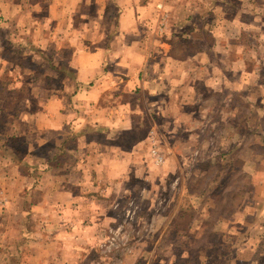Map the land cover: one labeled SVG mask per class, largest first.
<instances>
[{
    "label": "rangeland",
    "instance_id": "374dc122",
    "mask_svg": "<svg viewBox=\"0 0 264 264\" xmlns=\"http://www.w3.org/2000/svg\"><path fill=\"white\" fill-rule=\"evenodd\" d=\"M217 1L163 0L154 25L163 38L192 42L187 51L211 36L221 37L219 46L205 65L194 59L184 71L157 61L163 71L179 72L162 78L171 92L155 93V76H148L145 95L133 86L114 89L111 100L129 101V126H83L53 158L47 152L55 142L39 145L32 133L26 141L7 137L19 159L10 167L20 177L16 185L0 178V264H197L198 254L206 256L201 264L235 257L264 264V195H252V181L264 178V129L257 130V123L264 127V0H225L223 8ZM212 5L219 9L210 12ZM218 16L227 31L211 34L205 26ZM200 23L202 32L181 39L189 24ZM9 42L3 52L11 48L13 60L0 68L15 75L11 86L23 98L4 101L26 107L57 87L65 67L56 62L58 50H45L53 62L43 67L44 56L33 61ZM226 54L230 62L218 59ZM180 85L193 91L179 93ZM73 158L83 166L71 168ZM100 161L104 169L89 170Z\"/></svg>",
    "mask_w": 264,
    "mask_h": 264
},
{
    "label": "crops",
    "instance_id": "0c3cea01",
    "mask_svg": "<svg viewBox=\"0 0 264 264\" xmlns=\"http://www.w3.org/2000/svg\"><path fill=\"white\" fill-rule=\"evenodd\" d=\"M156 1L158 0H0V63H10V60H13L11 54L14 52L11 48L3 52V47L11 43L9 41L16 40L21 55L27 52L33 61H36L38 56L40 58L44 56L43 67L46 66L45 62H53L52 57L46 54L45 50H58L59 60L57 59L56 62L65 67L57 87H50L49 93L41 98L38 95L37 99L31 100L34 107L29 113L22 115L20 120L16 118L3 120L5 127L2 131L0 130V136L3 135V130L6 133L15 131L20 133L24 141L32 133L36 136L39 145L55 142L57 147H51L47 152V158H53L55 150L62 148L60 145L64 144L66 139L73 140L72 137H75L76 130L80 133L83 126L89 127L90 130H101V132H108L112 126L120 123H123L121 127L129 126V120L126 119L128 117L127 106H129L127 102L129 101L111 100L110 95L113 97L115 92L119 91L114 89L122 86V89L126 88L125 91H129L128 89L133 86L131 91H139L145 95L148 76H155L154 92H171V88L165 89L166 83L162 78L177 76L179 72L170 74L168 71H163L166 64L174 65L176 71H184L194 59L199 66L211 60V55L214 54L211 49L213 46H219L214 41L216 42V38L221 37L214 36V41L210 42L213 37L211 36L206 42L197 43L200 47H197L196 51H187V48L192 46V42L182 44L181 41L177 42L178 38L174 35L163 38L161 32L154 30L156 15L163 9V7L160 10L156 8ZM216 3H223L221 5L223 8L225 0H219ZM218 9L217 5L209 8L210 12ZM256 15L257 12H254L250 18L255 19ZM203 25V23L197 26L189 24L186 28L187 32L181 39L189 33L202 32ZM225 25V21L218 16L213 23L206 24L205 29L211 34L224 33L227 27ZM42 29L47 31H45L47 38L44 37L40 47L35 46L34 41L38 38L37 32ZM30 31L33 32L29 34ZM176 50L182 53L179 54ZM227 54L218 59L227 60L229 57ZM45 56L46 59H44ZM157 61L162 62L164 66H158ZM227 62L230 61L227 60ZM227 68H231V63H228ZM12 74L8 69L5 71L0 68V81L3 79L8 87L18 91L16 86H11L14 82L10 79L15 78ZM182 75V73L179 74V76ZM137 85L140 86L139 90L135 88ZM179 89V93L193 91L188 86L180 85ZM79 136L82 135L79 134ZM1 142L0 139V168L2 170L0 176H4L0 178L13 180L12 184L16 185L15 181L20 176L10 166L17 164V160L13 161L10 158L12 155L6 154ZM86 145V149H89V144ZM3 154L6 157H3ZM102 163L103 161H100L96 164L97 167L95 165L96 169L90 168L89 170L99 172L104 169L102 168L104 166L100 165ZM70 164L71 168L83 166L75 158ZM7 168L12 172H7ZM108 170L106 169L110 173ZM78 173L81 174L80 171ZM252 186H255L253 198L257 199L259 193L264 195V178L253 180ZM261 216L264 217V213ZM250 226H252L251 223L246 226V230ZM227 230L228 228L224 227L219 231L226 232ZM48 244L45 241V244L41 246L42 252H45L44 246ZM30 258L33 259L32 256ZM242 260V258L235 257L226 264H242ZM57 261L58 264L64 262L59 259ZM142 261L145 264L144 260ZM251 262H253L252 259L250 264ZM25 264H33V261L26 258ZM197 264L201 262L197 261Z\"/></svg>",
    "mask_w": 264,
    "mask_h": 264
},
{
    "label": "trees",
    "instance_id": "16d2710c",
    "mask_svg": "<svg viewBox=\"0 0 264 264\" xmlns=\"http://www.w3.org/2000/svg\"><path fill=\"white\" fill-rule=\"evenodd\" d=\"M0 89V117H1V123H0V130L2 131V128H4L5 126L3 125V120L4 119H13L16 118L17 120H20V117L26 113H29L30 110L33 109L34 107V103L31 101L30 105H27L26 107H24V105H20L19 102L15 103V104H10L9 102H5L4 98H6V101H11L13 98L15 99H21V93L19 91H15L12 88H8V87H4ZM45 94L39 96V98H41L42 96H44ZM248 104V103H247ZM251 106V109H253V105L252 104H248ZM264 105V104H263ZM261 105V103L259 104V107H261V109L264 108V106ZM28 109V110H27ZM26 110V111H24ZM264 121V119H263ZM259 122V121H258ZM262 129H264V127L262 128L260 126V124L257 123V130L261 131ZM264 131L262 132V134L260 133L261 137L263 135ZM7 134V135H6ZM3 135L4 138L1 142V144L3 145V149L5 150L6 154L8 155V153H10L12 156H10L11 159H16L17 161L18 156L16 153V149L15 147L12 145H10V142H8L7 137H14V138H19L20 137V133L19 132H15L13 131V133H6L3 130ZM262 147V146H261ZM3 157H6V155ZM198 233H202L201 231ZM241 237L238 236L236 237V240H239ZM206 256L202 255V254H198L197 255V261L203 262L205 260Z\"/></svg>",
    "mask_w": 264,
    "mask_h": 264
},
{
    "label": "built area",
    "instance_id": "2783aa9c",
    "mask_svg": "<svg viewBox=\"0 0 264 264\" xmlns=\"http://www.w3.org/2000/svg\"><path fill=\"white\" fill-rule=\"evenodd\" d=\"M162 2H163V0H158V1H156L155 2V6H156V8L157 9H161V6H162ZM160 16V15H159ZM162 21L160 20V21H158V29H161L162 28ZM160 159V155L159 154H156V159Z\"/></svg>",
    "mask_w": 264,
    "mask_h": 264
}]
</instances>
